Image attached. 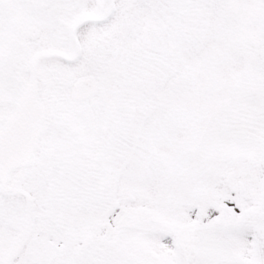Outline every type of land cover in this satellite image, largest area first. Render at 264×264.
I'll return each mask as SVG.
<instances>
[{
	"label": "snow or ice",
	"instance_id": "1",
	"mask_svg": "<svg viewBox=\"0 0 264 264\" xmlns=\"http://www.w3.org/2000/svg\"><path fill=\"white\" fill-rule=\"evenodd\" d=\"M0 264H264V0H0Z\"/></svg>",
	"mask_w": 264,
	"mask_h": 264
}]
</instances>
